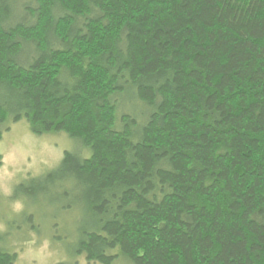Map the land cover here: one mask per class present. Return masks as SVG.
Returning <instances> with one entry per match:
<instances>
[{
	"label": "trees",
	"instance_id": "16d2710c",
	"mask_svg": "<svg viewBox=\"0 0 264 264\" xmlns=\"http://www.w3.org/2000/svg\"><path fill=\"white\" fill-rule=\"evenodd\" d=\"M21 120L91 148L14 195L77 192L89 261L264 264V0H0V123Z\"/></svg>",
	"mask_w": 264,
	"mask_h": 264
},
{
	"label": "rangeland",
	"instance_id": "374dc122",
	"mask_svg": "<svg viewBox=\"0 0 264 264\" xmlns=\"http://www.w3.org/2000/svg\"><path fill=\"white\" fill-rule=\"evenodd\" d=\"M79 142L66 132L37 135L26 120L0 123V246L17 253L15 264H102L77 251L82 231L97 226L77 192L63 196V190L54 187L14 198L17 185L58 167L66 151L90 157L91 148L83 143L81 148ZM114 264L132 263L121 256Z\"/></svg>",
	"mask_w": 264,
	"mask_h": 264
}]
</instances>
